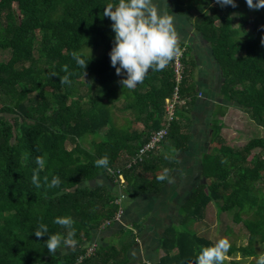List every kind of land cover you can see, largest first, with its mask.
<instances>
[{
    "label": "trees",
    "instance_id": "16d2710c",
    "mask_svg": "<svg viewBox=\"0 0 264 264\" xmlns=\"http://www.w3.org/2000/svg\"><path fill=\"white\" fill-rule=\"evenodd\" d=\"M107 2L0 0V264H127L144 219L118 230L115 243L94 234L115 223L118 209L124 214L133 197L158 194L168 181L156 175L167 167L171 176L179 165L176 153L189 144L198 98L192 47L178 38V81L174 56L163 70L150 69L134 89L122 87L109 62ZM166 12L184 19L207 43L220 73L218 94L264 127V7L250 8L245 0L234 7L217 0H168ZM73 52L89 57L83 71ZM64 65L71 83L62 85L51 72L62 76ZM175 86L182 101L174 103L167 121L166 99ZM224 109L216 105L210 118V148L199 159L203 181L176 206L177 221L158 236L156 260L132 264H187L201 246L214 243L185 226L200 220L211 201L219 202L220 211L233 210V221L245 230L244 243H231L223 264H255V242L264 244V135L228 144L220 135ZM161 128L166 131L157 145L140 152ZM103 154L109 164L97 167L93 162ZM34 169L40 170V187L31 183ZM53 175L60 177L57 187L42 179L50 182ZM58 215L73 218L77 243L49 254L46 235L32 231L40 222L50 233L64 231L53 223Z\"/></svg>",
    "mask_w": 264,
    "mask_h": 264
},
{
    "label": "clouds",
    "instance_id": "9594fccd",
    "mask_svg": "<svg viewBox=\"0 0 264 264\" xmlns=\"http://www.w3.org/2000/svg\"><path fill=\"white\" fill-rule=\"evenodd\" d=\"M236 0H217L221 6H235ZM250 8L264 7V0H245ZM103 15L111 21L113 31V43L108 52L109 62L114 67L115 73L121 76L119 83L122 87L134 89L142 82L146 73L163 70L174 58L178 49V38L174 27V18L167 12L161 11L156 0H108L103 7ZM72 58L75 64L84 69L89 57L84 58L77 52H73ZM63 75L60 76L55 69L51 75L59 76L62 85L70 84L71 72L68 66L62 67ZM174 151V150H173ZM165 159H169L167 153ZM36 163L41 167L44 160L36 158ZM97 167H107L109 157L103 154L93 162ZM39 169H34L31 175V183L35 187L41 186ZM158 181L171 182L169 169L164 167L155 177ZM43 181L48 182L49 187H57L61 180L58 175L49 178L44 176ZM53 223L63 227L64 231L50 233L47 224L40 222L33 229L36 237L46 235L44 245L49 254H55L62 246H75L76 229L74 220L70 215H58ZM231 244L226 238L215 240L210 246H201L198 252L187 264H223L225 255ZM255 264H264V254L255 257Z\"/></svg>",
    "mask_w": 264,
    "mask_h": 264
},
{
    "label": "rangeland",
    "instance_id": "374dc122",
    "mask_svg": "<svg viewBox=\"0 0 264 264\" xmlns=\"http://www.w3.org/2000/svg\"><path fill=\"white\" fill-rule=\"evenodd\" d=\"M168 0H156L157 6L160 8L161 11L166 12V5ZM174 18V27L177 33V38H180L184 41L190 39L189 35L192 32V28L185 22L184 19H180L181 17L176 16L175 14H170ZM203 43L202 40H199ZM197 53L201 54L202 51L195 50ZM198 54V55H199ZM201 57V56H199ZM205 57V56H203ZM214 67V66H213ZM215 68V67H214ZM217 68V67H216ZM212 69V67H208L211 70V73L208 77L210 79L209 89H211V100L213 97L217 98V100H223L224 103L234 104L231 101H227L225 97L218 95L215 93L217 91V85L219 82L218 71ZM200 82H204V74L199 70ZM198 74V73H197ZM211 77H213L211 79ZM202 90L207 93V87L204 85ZM197 89V86H196ZM204 102V105L200 104L194 112L195 116V124H193L192 131L193 134L190 138L189 149L184 152L176 153L179 159L180 167L174 171L173 173V181L170 184H166L163 190L158 195H149L141 196L138 198V201H135L134 204L130 206L132 214V218L134 217H141L143 216L146 221L151 224V234L144 233V238L141 237L140 242L145 241L146 239L150 242L153 240V245L150 247L151 251V258L148 257L146 259L148 262H152L156 260L157 253L153 249L155 242H156V233L160 232L162 226L169 224L171 221L176 222L178 219V215L176 213V206L182 201L184 198L188 196V194L193 190V188L201 181L203 178L199 172V163L198 157L200 153L204 150L210 148L208 142V136L210 133L209 125H208V117L210 112V103L209 105L205 102V99H198ZM208 105V107H206ZM236 106V105H234ZM227 116L224 118L223 123L224 127L221 129L222 136L224 140L232 145V146H241L244 144L249 138L253 136H263L264 135V127L259 126L253 123L251 120L247 118L245 113H243L238 108H231L230 112L226 114ZM198 118V119H197ZM114 122L117 125H121L123 123L122 117H114ZM138 127L140 125H137ZM199 134L195 136V134ZM183 178H185L183 180ZM120 182V181H119ZM132 200L126 202V206L131 204ZM125 206V207H126ZM167 206L164 210H162V218L159 219L156 217L158 211L161 207ZM219 202L211 201L203 211V216L200 220H193L188 222L185 226L190 231H195L198 234L204 235L208 238H212L213 240H217L219 238H226L229 240L230 244H243L245 238V230L240 226V223H236L233 221L232 211H220L218 209ZM125 212V211H124ZM125 214V213H124ZM128 215V214H127ZM159 216V215H158ZM125 215H121L119 221L114 223L117 225L116 227L123 226L126 221ZM130 219V217L128 218ZM125 222V223H124ZM162 222V223H161ZM122 223V224H121ZM129 226V224H126ZM115 228H112V231ZM111 231V230H110ZM152 232L154 234H152ZM110 233V232H109ZM105 237L103 240H109L108 243H114V239H110L109 235L105 232L101 233V236ZM108 235V236H106ZM109 237V239H108ZM95 239L99 240L98 235L95 236ZM152 239V240H151ZM116 241V240H115ZM255 250L259 254H264V244H260L259 242H255ZM67 251V247L62 246L56 253H62ZM138 251V250H137ZM144 251V250H143ZM225 258L229 259V256L225 255ZM235 258H239V254H235ZM252 256H249L245 260L252 259Z\"/></svg>",
    "mask_w": 264,
    "mask_h": 264
},
{
    "label": "crops",
    "instance_id": "0c3cea01",
    "mask_svg": "<svg viewBox=\"0 0 264 264\" xmlns=\"http://www.w3.org/2000/svg\"><path fill=\"white\" fill-rule=\"evenodd\" d=\"M192 32L193 33H191L190 35H189V37H190V39H187V41L186 42H188L189 44H190V46L192 47V53H193V55L195 56V58H196V68H195V71H194V82H195V86H197V91H198V94H197V96H198V98H197V101H196V103H195V106H194V109H193V111H192V127H193V124H195V116H194V112H195V110H196V108L198 107V106H200L201 107V105L200 104H202V105H204V102H202L201 103V101L200 100H198V99H205V102L209 105V103H210V112H209V117H208V125H209V123H210V118H211V116H212V112H213V110L215 109V107H216V105H222V106H224V114L222 115V116H220V120H221V122L223 123V120H224V118L227 116L226 114L228 113V112H230V110H231V108H238V109H240L239 107H237V106H234V104L232 105V104H229V103H224L223 102V100H217V98H215V97H213L212 98V100H211V89L212 88H208L209 87V83H210V79H209V77H208V75L211 73V70H209L208 69V67H212V69H215L217 66H216V63H215V61L213 60V58H212V56H211V53H210V50H209V47H208V45H207V43L205 42V41H203L201 38H200V36L197 34V33H195L193 30H192ZM199 40H202L203 41V43L202 42H200ZM200 50V51H202L201 52V54H199V53H197L195 50ZM199 54V55H198ZM199 56H201V57H199ZM203 56H205V57H203ZM215 68H214V67ZM199 70L204 74V79H205V81L203 82H200V78H198V76H199ZM216 70L218 71V69L216 68ZM198 73V74H197ZM212 74V73H211ZM214 74V73H213ZM212 74V75H213ZM218 76H219V82H220V73H219V71H218ZM213 77H211V79H212ZM200 79V80H199ZM219 82H218V85H219ZM204 85H206V87L208 88L207 89V93L205 92V91H203L202 89L203 88H199V87H203ZM218 85H217V91L215 92V93H217L218 94ZM219 95V94H218ZM208 105L206 106V107H208ZM241 110V109H240ZM243 113H245V115L247 116V118L249 119V120H251L249 117H248V115H247V113L246 112H244L243 110H241ZM198 119V118H197ZM252 121V120H251ZM253 122V121H252ZM254 123V122H253ZM192 127H191V130H192ZM209 127V130H210V126H208ZM224 127V123H223V125H222V127H221V129ZM221 129H220V135L222 136V133H221ZM193 134V131H191V135ZM199 134H195V136H198ZM223 137V136H222ZM190 138H191V136H190ZM189 144H190V139H189ZM189 144H188V146H187V148L185 149V150H183V151H180V152H184V151H187V149H189ZM205 151V150H204ZM203 152V151H202ZM201 152V153H202ZM178 153V152H177ZM200 153V154H201ZM176 157H177V159H178V156H177V154H176ZM199 159H200V155H199V157H198V163H199ZM178 161H179V159H178ZM180 167V164L178 165V167L176 168V169H174L173 171H172V174H171V178H172V180H171V182L173 181V173H174V171L175 170H177L178 168ZM200 167V166H199ZM185 178H183V180H184ZM171 182H168V184H170ZM165 187V186H164ZM163 187V188H164ZM163 190V189H162ZM161 190V191H162ZM160 191V192H161ZM159 192V193H160ZM158 193V194H159ZM158 194H149V195H158ZM147 195V194H146ZM145 194H143V195H139V196H135V197H133L132 198V201L133 202H131V204H129L128 206H126V209H125V214H123V215H125V216H127L128 218L130 217V219H128V218H126V221L125 222H127V223H125L123 226H119L118 225V227H116L117 225H114V223L112 224V225H109L108 227H105L103 230H100V231H98V232H96V234H94V237L96 236V235H98V237H99V240H101V241H104L103 240V238L104 239H106L105 237H103V235L101 236V233H103V232H105L106 234H110L109 235V237H110V239H114L113 241H114V243H115V240H116V236H115V233L118 231V230H120L122 227H124V226H128V225H126V224H129V226H130V224L132 223V222H134V221H137V220H139V219H144V229L141 231V233H140V235H139V237H138V243L136 244V246H134L132 249H130V251H129V255H128V257H129V261L127 262V264H132V263H134L136 260H138V259H141V260H146V259H148V257H150L151 258V251H150V247H151V245H153V240H152V242H150L149 243V241L146 239L145 241H142V242H140V240L139 239H141V237L142 238H144L143 236L145 235L144 233H149V234H151L150 232H148V231H151L152 229H151V224L148 222V221H146L145 220V218L143 217V216H141L140 218L139 217H134V218H132V214L130 215V212H131V208H130V206L132 205V204H134L135 203V201H138L137 199L138 198H140L141 196H146ZM165 208H167V206H163V207H161L160 209H159V211H158V214L156 215V217H158L159 219H161L162 218V210H164ZM128 214V215H127ZM159 215V216H158ZM121 221H119L118 223H120ZM115 223H116V221H115ZM162 223V222H161ZM122 224V223H121ZM168 225V224H167ZM166 226V225H165ZM165 226H162V228L160 229V232L159 233H156L157 235L155 236L156 237V241L158 240L157 238H158V236L160 235V233L162 232V230H163V228L165 227ZM112 228H115L113 231H112ZM111 230V231H110ZM110 232V233H109ZM155 233V232H154ZM153 232H152V234H154ZM106 236H108V235H106ZM109 237H108V239H109ZM106 242L107 241H109V240H105ZM104 241V242H105ZM156 242H155V245H154V247H153V249L154 250H156ZM138 250V251H137ZM144 250V251H143ZM156 252V251H155ZM157 253V252H156ZM157 256V255H156ZM147 261V260H146ZM153 262V261H152Z\"/></svg>",
    "mask_w": 264,
    "mask_h": 264
},
{
    "label": "built area",
    "instance_id": "2783aa9c",
    "mask_svg": "<svg viewBox=\"0 0 264 264\" xmlns=\"http://www.w3.org/2000/svg\"><path fill=\"white\" fill-rule=\"evenodd\" d=\"M178 56H179V53L175 54V58H174V71H175L176 81L180 79V71H181V65H180ZM181 101L182 100L178 98L177 86H175L172 96L166 99L165 110L167 113L166 115L167 121L170 119L171 113L173 111L174 103L181 102ZM165 131H166L165 128H161L153 132L151 136L149 137L148 141L141 147L140 152L154 148L157 145V143L160 141L162 136L165 134ZM121 181H122V178H120V182ZM121 214H122V209L119 208L114 217L116 222L119 221ZM106 223L108 224V221H106ZM90 250H91V247L87 249V252H90Z\"/></svg>",
    "mask_w": 264,
    "mask_h": 264
}]
</instances>
